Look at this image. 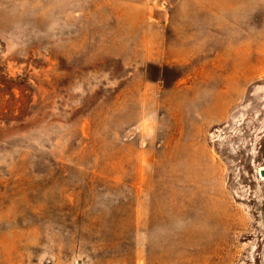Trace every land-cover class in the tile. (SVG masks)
<instances>
[{
    "label": "rangeland",
    "instance_id": "rangeland-1",
    "mask_svg": "<svg viewBox=\"0 0 264 264\" xmlns=\"http://www.w3.org/2000/svg\"><path fill=\"white\" fill-rule=\"evenodd\" d=\"M0 264H264V0H0Z\"/></svg>",
    "mask_w": 264,
    "mask_h": 264
}]
</instances>
